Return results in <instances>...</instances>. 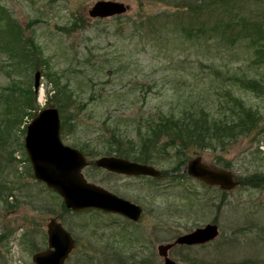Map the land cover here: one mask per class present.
<instances>
[{"label":"rangeland","instance_id":"1","mask_svg":"<svg viewBox=\"0 0 264 264\" xmlns=\"http://www.w3.org/2000/svg\"><path fill=\"white\" fill-rule=\"evenodd\" d=\"M95 1L0 0V4L21 24L24 34L34 35L48 62V66L39 63L37 69H20V66L16 68L8 53H0V91L9 95L8 100H0V109L1 105L4 110L5 105L13 106L8 86L21 84L34 88V75L39 72L37 100L32 103L34 110L22 115L20 125L8 127L10 130H5V135L0 138V183L5 181L4 186H8L5 190L3 187L0 198V264H34L32 255L47 248L46 225L52 218L60 222L75 241L64 264H123L116 257L104 262L103 253L110 247L116 248L121 258L133 253L137 261L144 258L145 264H162L163 257L157 251L159 245L172 243L180 234L207 223L217 224L219 234L215 239L203 246L173 245L169 257L179 264H193L195 260L205 264H264V185L245 184L251 175L264 174V131H259L264 130V95L241 88L233 91L262 115L256 131L237 137L223 150L189 151L186 162L201 156L202 161L210 166L230 170L238 181L231 190L207 186L190 176L180 178L186 162L177 170L173 167L175 160L152 164L164 172L159 182L150 179L137 181L135 178L130 182L97 169L93 160L98 156L87 155L76 143L83 137L96 134L88 124L94 121L102 124L110 116L115 120L120 115H157L171 106L178 109L191 103H208L214 113L224 90L215 84L217 75L212 72L227 71L225 66L219 65L220 62L213 60L212 50H199L189 44L181 46L177 39L159 50L130 41L118 32L121 26L127 31L139 13H158L167 6L145 3L141 8L136 0H117L130 7L122 14V19H115V16L98 19L87 14ZM259 7L256 8L259 12L255 8L252 12L261 15L262 8ZM247 10L248 13L243 12L250 16L251 9L248 7ZM73 22L78 26L72 28ZM202 55L208 57L204 63L213 64V69L200 64L197 58ZM87 59L92 60L93 65L83 71H87L93 80L87 84L86 78H82L84 83L80 89L86 97L93 93L94 98L83 108L75 107L79 122L84 124L76 135L63 133L61 129V140L85 155L88 165L82 172L87 181L142 206V217L135 224L93 209H65L57 193L29 176L32 168L23 144L24 127L41 109L56 107L49 99L51 85L43 72L58 69L66 75L76 74L78 66ZM231 59L225 61L230 72L239 67L249 69L242 58L231 56ZM259 66L255 73L262 77L264 64ZM110 69L122 74L123 81L134 79L143 84L133 92L138 99L136 104L123 106L119 98L114 97L124 83L122 77L119 80L109 78ZM250 72L254 73V69ZM154 84L156 87L147 89ZM141 92L145 94L144 101ZM8 110L1 114L12 117L14 108ZM120 122L122 127L128 124L129 128H134L136 123L132 126L124 120ZM15 182L21 184L20 190H15ZM155 183H159L160 188ZM7 191L12 193L6 202ZM8 204L12 206L7 207ZM126 264H133V260Z\"/></svg>","mask_w":264,"mask_h":264},{"label":"trees","instance_id":"2","mask_svg":"<svg viewBox=\"0 0 264 264\" xmlns=\"http://www.w3.org/2000/svg\"><path fill=\"white\" fill-rule=\"evenodd\" d=\"M136 1L141 8L145 3L162 4L167 7L158 13L147 15L144 12V14L139 13L129 24L127 31H124L121 26L118 32L130 41H137L142 46L159 50L165 49L163 46L168 47V44H172L174 39L179 40L181 46L189 44L199 50L202 48L207 51L212 50L213 60L220 62L219 65L225 66L227 70L226 72L222 70L212 72L217 75L215 84L224 90L217 102L218 110L213 113L208 103H191L184 104L178 109H173L171 106L169 109L161 110L163 112L160 111L157 115H120L115 120H112L110 116L107 120L102 121V124L100 121L88 124L96 134L93 135L94 137L79 139L76 143L80 149L91 156L110 155L115 152L119 156L149 164H156L162 160H175L173 167L180 170L178 168H181L189 158V151L223 150L237 137L256 131L262 115L258 110L246 105L233 91L234 88H241L264 95V76L258 77L259 75L255 73V70L260 67L259 64H264V0ZM259 3H261L260 7ZM252 5L255 9L262 8V14L257 15L255 11L252 12L254 9L251 7ZM248 7L251 9L250 16L243 12V10L247 12ZM257 12L259 11L257 10ZM122 16L124 15L115 16V19L120 20ZM183 16L184 20L186 18L188 22L182 19ZM77 26V22H73L72 28ZM0 53H8L16 68L20 66V69L26 67L37 69L42 63L48 66L43 49L35 40L34 35H25L21 24L1 4ZM231 56L242 58L245 61L243 64L249 69L239 67L236 71L230 72L227 69L228 63L225 61H232ZM206 59L208 57L204 58L203 55L202 58H197L200 64L213 69V64L204 63ZM84 62L82 66H78L79 71L76 74L66 75L58 69L42 71L47 77L48 84L51 85V90L48 91L51 92L49 99H52L59 110L62 132L66 134L76 135L80 126L84 124L79 122V113L75 107L83 108L86 102H91L94 98L93 93L86 97L83 89H80L84 83L82 78H86L85 83L87 84L93 80L88 77L87 71H83L93 65L92 60L87 59ZM251 69H254V73L250 72ZM110 70H112L109 72L111 79L119 80L123 76L118 74L117 70ZM212 73L207 74L210 76ZM123 77L121 81L124 84L115 92L114 97L119 98L123 106L128 107L130 104H136L138 99L133 96V92L136 88L143 87V84L136 83L134 79L123 81ZM150 86L153 87L147 89H153L156 84ZM7 88L10 91L13 106L5 105V110L9 111V108H14L15 111H11L12 117L3 116L1 113L5 110L1 105L0 138L1 135H5V130L9 131V128L13 127V124L20 125L19 118L22 115L31 114L38 93L31 85L17 84ZM140 96L144 101L145 94L141 92ZM4 98L8 100L9 95L5 96L0 91V100ZM219 112V115H215ZM120 120L130 123L132 126L134 122L136 123L134 128H129L128 124L122 127ZM67 126L69 128L65 129ZM224 166L227 168L228 164L226 163ZM29 176L32 177L30 171ZM180 176L185 178L183 174ZM4 183L5 181L0 183V198L3 195V187L4 190L8 189ZM245 184L264 185V174L251 175L245 180ZM15 186V190H20L21 184L15 182ZM11 193L12 191H7L4 197L6 202ZM8 206L12 205L8 204ZM104 252V262H107L110 257L119 258L123 264H126L128 260H133V264H145L146 262L144 258L137 261L134 254L121 258L116 253V248L113 247ZM193 264L205 263L195 260Z\"/></svg>","mask_w":264,"mask_h":264},{"label":"water","instance_id":"3","mask_svg":"<svg viewBox=\"0 0 264 264\" xmlns=\"http://www.w3.org/2000/svg\"><path fill=\"white\" fill-rule=\"evenodd\" d=\"M130 7L117 0H96L87 10L90 18H110L125 14ZM39 87V72L34 75V89ZM61 119L56 107H45L26 126L24 149L32 168L33 178L56 192L64 206L72 211L97 209L107 213L122 215L133 221L141 216L139 205L117 196L107 189L91 183L83 175L88 165L84 154L77 148L66 145L60 137ZM97 167L127 175H149L160 177L161 171L151 164L131 161L114 156H101L93 161ZM188 175L209 186H219L231 190L238 181L235 175L221 167H210L201 156L188 160ZM47 248L32 255L34 264H64L74 248L75 241L70 233L52 218L47 223ZM219 234L215 223L180 234L172 243L157 247L163 257L162 264H179L168 255L173 245H202L215 239Z\"/></svg>","mask_w":264,"mask_h":264},{"label":"flooded vegetation","instance_id":"4","mask_svg":"<svg viewBox=\"0 0 264 264\" xmlns=\"http://www.w3.org/2000/svg\"><path fill=\"white\" fill-rule=\"evenodd\" d=\"M101 156H105V155H98V157H101ZM106 156H114V157H117V158H124V159H128V160H131V161H136V162H140V163H144V162H141V161H137V160H134V159H130V158H126V157H123V156H119V155H117L115 152L114 153H112V154H110V155H106ZM97 157V158H98ZM202 159V158H201ZM95 160V159H94ZM93 160V161H94ZM94 164V163H93ZM147 164H149V163H147ZM206 164V163H205ZM152 165V164H151ZM208 165V164H207ZM208 166H210V165H208ZM95 167L97 168V169H100V170H102V171H105L106 173H108V174H111V175H113L114 177H122V178H125V179H128V180H130V182H133V179L135 178L137 181H139V180H144L145 179V181L147 182V179H150V181L152 180V181H154V182H159L160 180H162L163 179V176H164V172L163 171H161V176L160 177H155V176H149V175H127V174H124V173H117V172H113V171H110V170H107V169H105V168H101V167H97L96 165H95ZM210 167H215V166H210ZM180 174H183V175H185V178H188V176H190V175H186V173H185V170L183 169V171L182 172H180ZM180 178H182V176H180ZM192 178H194V177H192ZM194 179H196V178H194ZM198 180V179H197ZM200 181V180H199ZM206 185V184H205ZM155 186H157V187H159L160 188V184L158 183H155ZM208 186V185H207ZM210 187H213V186H210ZM111 192V191H110ZM113 193V192H112ZM115 194V193H114ZM117 195V194H116ZM117 196H119V195H117ZM119 197H121V196H119ZM122 198H124V197H122ZM126 199V198H125ZM127 200H129V199H127ZM130 201V200H129ZM132 202V201H131ZM134 203V202H133ZM135 204H137V203H135ZM137 205H139V204H137ZM140 206V205H139ZM140 208H141V210H142V212H141V216H140V218L142 217V214H143V208H142V206H140ZM97 212H100V213H104V214H109V215H113V216H116V217H119V218H121V219H123V221H128V222H130L131 224H135V223H137L138 221H139V219L137 220V221H133V220H131V219H128V218H126V217H124V216H122V215H119V214H115V213H107V212H103V211H100V210H96ZM158 251V250H157ZM133 254V253H132ZM159 254V253H158Z\"/></svg>","mask_w":264,"mask_h":264}]
</instances>
